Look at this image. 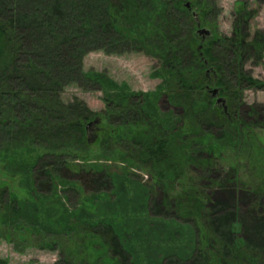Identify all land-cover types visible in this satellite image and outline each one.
Wrapping results in <instances>:
<instances>
[{
  "label": "trees",
  "instance_id": "obj_1",
  "mask_svg": "<svg viewBox=\"0 0 264 264\" xmlns=\"http://www.w3.org/2000/svg\"><path fill=\"white\" fill-rule=\"evenodd\" d=\"M251 1L264 5L238 0L227 36L215 0H0V241L57 252L53 264H264V229L240 236L238 200L214 216V192L188 171L204 172L196 154L229 149L241 189L264 198V150L246 122L264 108L239 112L243 90L264 89L244 69L264 53ZM96 50L153 58L159 83L134 91L85 70ZM70 85L101 92L103 110L65 101Z\"/></svg>",
  "mask_w": 264,
  "mask_h": 264
},
{
  "label": "rangeland",
  "instance_id": "obj_2",
  "mask_svg": "<svg viewBox=\"0 0 264 264\" xmlns=\"http://www.w3.org/2000/svg\"><path fill=\"white\" fill-rule=\"evenodd\" d=\"M215 1L216 8L213 13H217L215 18L217 29L220 33L230 36L233 31L234 11L237 7L236 2L238 0ZM249 9L252 11L247 26L249 34L252 35L254 32L264 31V5L259 7L254 1H251ZM199 29L206 30L204 27ZM200 35L203 36V33ZM156 66V60L135 51L113 54L96 50L89 52L83 59V68L85 70L92 69L104 72L113 80L119 83H125L130 89L141 92L153 91L159 83V79H155L151 76ZM244 69L252 77L260 80L263 79L264 53L262 61L260 62L250 56L245 58ZM101 97L102 94L99 91H84L76 85L66 87L62 93V98L65 101L79 98L83 100L91 110L96 112L104 108L105 104ZM242 99L244 105L239 109L240 114L244 113V111L251 106L264 108V89H245L242 93ZM215 102L216 105H218L217 99ZM161 108L163 111H166L167 104L163 102ZM246 122L249 125L248 128L251 133L255 136V141L258 144L257 146L264 150V120H262L260 116H256L247 118ZM220 140H223V138H218L219 143ZM208 153V155H213V153H215V158L209 160V156L203 152L198 153V155L196 154L199 160L207 158V165L206 163L204 165L201 164L204 169L203 173L200 171V168L192 165L188 167L192 183L201 190L206 189L208 193L214 192V199H216L218 206V208L214 207L212 209L214 216L227 213L228 210L225 211L224 209H230L233 203L238 200L241 207V221L243 224L240 236H243L246 240L249 237L250 239L257 238L254 232L258 229L263 230L264 222L255 223L253 215L264 216V209H262V211L259 210L260 207L264 206V198L261 197L262 199H257L241 189L242 187L240 185H242L243 180L239 178L236 169L232 167L233 153L229 149L226 150V148H221L218 152H213L211 150ZM141 179L143 181L147 180L145 175L141 176ZM164 190L165 189L162 187L156 192L155 197L161 202L165 201ZM151 210L152 215L168 216L166 210L158 206L156 209L153 208ZM260 233H262V231ZM0 258L5 259L8 264H53L57 258V252L28 249L23 253H18L13 249L12 245L5 241H0ZM191 259L192 261H188L187 264H199L196 258Z\"/></svg>",
  "mask_w": 264,
  "mask_h": 264
},
{
  "label": "water",
  "instance_id": "obj_3",
  "mask_svg": "<svg viewBox=\"0 0 264 264\" xmlns=\"http://www.w3.org/2000/svg\"><path fill=\"white\" fill-rule=\"evenodd\" d=\"M186 6H187V7H189V4H188V3H186ZM199 33H200V34H202V33H203V36H205V35H209V32H208V31H206V30H204V29H201V30L199 31ZM213 94H214V95H216V90H215V91H213ZM221 102H223V99H222L221 97L217 98V103H221ZM94 122H95V121H93V122L89 123V124H88V126L90 127L91 125H93V124H94Z\"/></svg>",
  "mask_w": 264,
  "mask_h": 264
},
{
  "label": "flooded vegetation",
  "instance_id": "obj_4",
  "mask_svg": "<svg viewBox=\"0 0 264 264\" xmlns=\"http://www.w3.org/2000/svg\"><path fill=\"white\" fill-rule=\"evenodd\" d=\"M219 104L224 105L223 102H221V103H219Z\"/></svg>",
  "mask_w": 264,
  "mask_h": 264
}]
</instances>
